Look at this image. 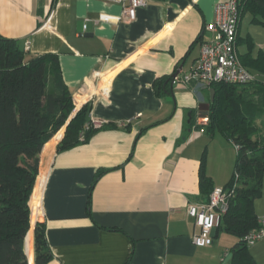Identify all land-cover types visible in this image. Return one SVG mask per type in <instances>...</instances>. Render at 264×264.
<instances>
[{
	"label": "crops",
	"instance_id": "0c3cea01",
	"mask_svg": "<svg viewBox=\"0 0 264 264\" xmlns=\"http://www.w3.org/2000/svg\"><path fill=\"white\" fill-rule=\"evenodd\" d=\"M224 1L153 0L131 22H97L99 15L120 17L121 8L97 0H0V36L28 55L57 57L74 103L66 125L86 104L104 122L70 150L57 151L66 125L43 147L29 200V264L37 223L45 225L48 264H231L237 239L216 230L210 245H193L198 228L187 208L201 203V168L214 188L223 187L236 151L203 129L198 106L209 103L208 89L194 92L183 81ZM237 36L239 56L247 38L253 58L264 53V27L249 15L239 19ZM254 213L264 215V175ZM249 252L264 264V238Z\"/></svg>",
	"mask_w": 264,
	"mask_h": 264
},
{
	"label": "trees",
	"instance_id": "16d2710c",
	"mask_svg": "<svg viewBox=\"0 0 264 264\" xmlns=\"http://www.w3.org/2000/svg\"><path fill=\"white\" fill-rule=\"evenodd\" d=\"M237 9L239 19L249 15L252 24L264 27V0H238ZM240 41L237 36L236 44ZM244 41L247 52L239 56L240 62L254 74V80L244 85L210 84V105L203 127L209 136L222 137L236 151L230 181L222 187L229 193L228 208L216 228L237 239L230 249L231 264H257L245 238L260 228L254 202L261 197L264 175V53L253 58L252 42L248 38ZM160 86L158 81L157 92ZM89 110V105L82 106L66 125L74 103L72 92L62 80L57 57L28 55L18 41L0 36V264H29L25 239L30 229L29 200L38 175L40 153L65 125L58 152L86 143L92 135L84 129ZM104 173L100 170L97 178ZM213 189L211 178L201 168V203L208 201ZM51 258L45 225L37 223L33 263L48 264Z\"/></svg>",
	"mask_w": 264,
	"mask_h": 264
},
{
	"label": "built area",
	"instance_id": "2783aa9c",
	"mask_svg": "<svg viewBox=\"0 0 264 264\" xmlns=\"http://www.w3.org/2000/svg\"><path fill=\"white\" fill-rule=\"evenodd\" d=\"M97 1L116 4L121 8L120 17L99 15L97 22L112 20L131 22L135 19L136 11L147 7L153 0ZM237 1L226 0L215 6V20L206 26V29L212 33V38L201 44L195 69L183 77L185 83L193 84L194 92L208 89L210 84L216 82L244 85L254 80V76L241 64L237 52L239 21ZM103 125V121L89 114L85 130L100 129ZM80 139L83 140V135ZM228 198V190L218 187L212 190L206 203L188 206L187 215L193 219L194 225L198 228V232L192 236L193 245L203 247L212 243L211 231L219 226L222 215L227 211ZM258 222L260 228L245 238L248 247L264 238V215L258 218Z\"/></svg>",
	"mask_w": 264,
	"mask_h": 264
},
{
	"label": "water",
	"instance_id": "95a60500",
	"mask_svg": "<svg viewBox=\"0 0 264 264\" xmlns=\"http://www.w3.org/2000/svg\"><path fill=\"white\" fill-rule=\"evenodd\" d=\"M180 69H181V68H180ZM178 73H179V71H177L175 74H173V75L171 76L172 80L176 78V76L178 75ZM213 99H214V91L211 89V90H210V102H212ZM209 105H210V103H200L199 106H198V109H199V111H201V112H203V113H204V112L206 113V112H208V110H209ZM215 233H216V229H213V230L211 231V237H212V238L214 237ZM27 235H28V234H27ZM25 253H26V255H27L28 259H29V256H28V253H27V250H26V239H25Z\"/></svg>",
	"mask_w": 264,
	"mask_h": 264
},
{
	"label": "rangeland",
	"instance_id": "374dc122",
	"mask_svg": "<svg viewBox=\"0 0 264 264\" xmlns=\"http://www.w3.org/2000/svg\"><path fill=\"white\" fill-rule=\"evenodd\" d=\"M248 16V15H247ZM255 25V24H254ZM254 75V74H253ZM264 78H262V80H263ZM264 81V80H263Z\"/></svg>",
	"mask_w": 264,
	"mask_h": 264
}]
</instances>
